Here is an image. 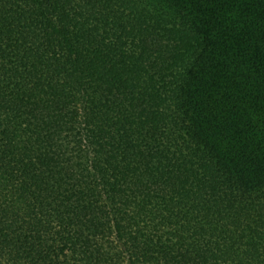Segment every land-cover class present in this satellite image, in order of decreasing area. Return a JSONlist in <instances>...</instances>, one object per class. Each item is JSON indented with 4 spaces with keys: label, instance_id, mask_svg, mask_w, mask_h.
<instances>
[{
    "label": "trees",
    "instance_id": "1",
    "mask_svg": "<svg viewBox=\"0 0 264 264\" xmlns=\"http://www.w3.org/2000/svg\"><path fill=\"white\" fill-rule=\"evenodd\" d=\"M0 264H264V0H0Z\"/></svg>",
    "mask_w": 264,
    "mask_h": 264
}]
</instances>
